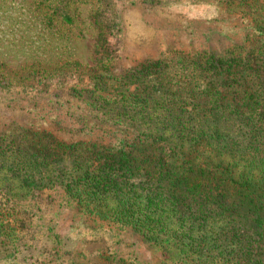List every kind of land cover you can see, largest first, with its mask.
<instances>
[{
    "label": "rangeland",
    "instance_id": "rangeland-1",
    "mask_svg": "<svg viewBox=\"0 0 264 264\" xmlns=\"http://www.w3.org/2000/svg\"><path fill=\"white\" fill-rule=\"evenodd\" d=\"M237 3L0 0V264H204L186 251L202 244L173 240L177 225L200 214L157 206L165 212L151 229L155 244L142 228L106 217L141 196L115 198L104 213L91 195L79 204L75 177L104 158L119 159L112 149L85 148L118 145L122 128L111 130L102 105L115 98L126 103L123 78L132 91V75L147 73V84L150 70L162 64L250 52L256 36L236 15ZM40 140L47 146H37ZM165 223L169 229H161Z\"/></svg>",
    "mask_w": 264,
    "mask_h": 264
},
{
    "label": "trees",
    "instance_id": "trees-1",
    "mask_svg": "<svg viewBox=\"0 0 264 264\" xmlns=\"http://www.w3.org/2000/svg\"><path fill=\"white\" fill-rule=\"evenodd\" d=\"M232 1H238L236 15L256 34L250 52L198 54L171 66L162 64L150 70L147 84V73L132 75V91L123 78L126 103L115 98L117 102L102 105L111 130L122 128L118 145L95 143L85 148L112 149V158L119 159L104 158L92 171L79 173L75 187L79 204L91 195L103 202L104 213L115 198L126 193L141 196L134 205L110 208L113 213L106 217L142 228L155 244L158 238L151 229L158 226L156 214L164 211L157 206L200 214L177 225L178 237H173L185 245L189 239L202 244H190L186 250L200 263L264 264V4ZM228 92L234 94L230 100ZM98 106L92 102L95 110ZM28 133L34 131L29 128ZM44 134L39 139L48 138ZM38 143L47 146L46 141ZM140 171L141 180L133 182ZM170 226L165 223L161 229Z\"/></svg>",
    "mask_w": 264,
    "mask_h": 264
}]
</instances>
